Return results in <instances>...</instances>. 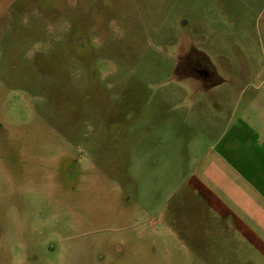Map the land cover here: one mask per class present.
<instances>
[{"label":"rangeland","instance_id":"obj_1","mask_svg":"<svg viewBox=\"0 0 264 264\" xmlns=\"http://www.w3.org/2000/svg\"><path fill=\"white\" fill-rule=\"evenodd\" d=\"M232 112L263 143L264 0H0V264H264L187 189Z\"/></svg>","mask_w":264,"mask_h":264},{"label":"crops","instance_id":"obj_2","mask_svg":"<svg viewBox=\"0 0 264 264\" xmlns=\"http://www.w3.org/2000/svg\"><path fill=\"white\" fill-rule=\"evenodd\" d=\"M243 119L235 121L232 112L211 155L195 161L186 184L203 208L195 216L205 230L210 224L206 233L234 237L264 263V140Z\"/></svg>","mask_w":264,"mask_h":264},{"label":"flooded vegetation","instance_id":"obj_3","mask_svg":"<svg viewBox=\"0 0 264 264\" xmlns=\"http://www.w3.org/2000/svg\"><path fill=\"white\" fill-rule=\"evenodd\" d=\"M178 66L183 68L185 73H189L190 75L203 80L204 84H207V86L216 84L214 81V71L204 66V64L198 59L185 56L178 62Z\"/></svg>","mask_w":264,"mask_h":264}]
</instances>
